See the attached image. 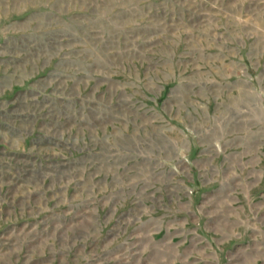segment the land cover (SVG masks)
<instances>
[{
    "label": "rangeland",
    "instance_id": "1",
    "mask_svg": "<svg viewBox=\"0 0 264 264\" xmlns=\"http://www.w3.org/2000/svg\"><path fill=\"white\" fill-rule=\"evenodd\" d=\"M0 264H264V0H0Z\"/></svg>",
    "mask_w": 264,
    "mask_h": 264
}]
</instances>
